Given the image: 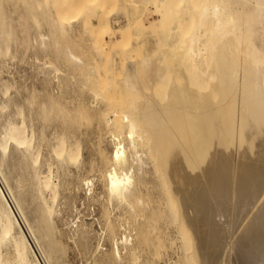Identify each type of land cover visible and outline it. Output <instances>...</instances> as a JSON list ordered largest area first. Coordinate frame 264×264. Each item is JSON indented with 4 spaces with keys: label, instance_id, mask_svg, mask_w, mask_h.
I'll return each instance as SVG.
<instances>
[{
    "label": "bare ground",
    "instance_id": "bare-ground-1",
    "mask_svg": "<svg viewBox=\"0 0 264 264\" xmlns=\"http://www.w3.org/2000/svg\"><path fill=\"white\" fill-rule=\"evenodd\" d=\"M21 7L26 15L15 18ZM22 19L35 27L39 50H53L72 76L93 83V100L69 109L24 82L28 94L19 95L14 76L2 77ZM83 32L97 36L93 45L112 61L133 47L143 51L120 61L124 70L113 81V73L99 78L116 82L111 91L121 99L114 96L120 101L110 111L98 108L105 89L95 85V60L90 69L68 41L60 49L68 35ZM44 58L35 60L36 75L59 80L58 61ZM61 114L68 125L60 131L54 123L50 137L47 125ZM93 117L97 142L90 140L86 157L78 123ZM0 119V264H53L65 239L87 248L97 229L119 237L111 206L133 225L134 236L123 224L119 237L132 245L131 264H156L162 248L176 254L173 264H264V0H0ZM94 179L105 196L94 220L100 228L76 218L59 226L63 208H76L67 191L85 187L91 195ZM96 239L90 255L124 262L118 247L100 251Z\"/></svg>",
    "mask_w": 264,
    "mask_h": 264
},
{
    "label": "rangeland",
    "instance_id": "rangeland-1",
    "mask_svg": "<svg viewBox=\"0 0 264 264\" xmlns=\"http://www.w3.org/2000/svg\"><path fill=\"white\" fill-rule=\"evenodd\" d=\"M23 7H21V9H20V12H19V14L18 15H16L15 16V18H21V16H24V15H26L25 13H24V10L22 9ZM23 12V13H22ZM120 11H117L116 13H119ZM26 20H21V21H17V22H15L14 23V26H15V41H14V44H15V46H13V52H15V57H14V59L12 60V59H10L8 62H7V64L5 65L6 67L8 66H10V68H4L3 69V71L6 69V71H4V73L6 74H4L3 73V78L4 79H10L9 78V76H14V78H15V80H16V82L18 83H16V87H17V90H18V93L17 94H19V95H21V93L23 94V96L24 95H26L27 96V94H28V91H30V90H36L37 91V93H38V95L39 96H41L42 98H44V99H48L49 97V95L51 94V92H52V94L51 95H54L55 97H57V99H58V101L61 103V104H63L64 106L65 105H70L71 103V105L70 106H68L67 105V107L69 108V109H73V107H75V105H79V104H84V102L85 103H88L89 101H90V99L91 100H93L92 98H93V93L91 92L92 90H90L91 89V84H93V83H90V81H87V83H86V80L85 79H83V77L81 78V76L79 77V76H77L76 74L74 75V76H76V77H78L77 79H75L76 77H74V76H72L73 74H72V72H70L69 70H68V68H66V64H65V62H64V60L63 59H61V58H57V56L55 57V52L53 51V50H51V51H53V52H51V51H48V50H46V51H41V50H39V47H36L35 45H34V43H33V37L35 36V34H36V29H35V27H33L32 26V24L30 23V20H27L26 22H25ZM23 23H25V26H21V24H23ZM49 28L46 26V25H44L43 26V31H46V32H48V33H50V29L48 30ZM26 34H27V38H25L26 37ZM73 35H76V34H73ZM73 35H68L67 36V38H66V36H65V38H66V40L65 41H60V40H62V39H65L64 38V36L62 37V35H61V38L59 39V41L61 42V46H60V49H62L65 45H66V42L68 41L69 43H67V44H70V45H73V47H74V49L76 50V52L78 53V54H81V56H83V58L84 59H86L85 61H86V63H88V66L90 65V66H92V67H90V69H92L93 68V66L95 65V64H97V65H95L94 67H95V69L96 70H98V79L101 77V78H105V76H107L108 74L107 73H109V74H112V77H111V79L108 77V76H110V75H108L107 77L110 79V81L112 80H114V76H116L115 78H117V77H119V75L122 73V71L124 70V65H125V62H123V63H121L123 60L124 61H128V60H132V59H136V57L137 58H140V57H138V55L140 56V55H142L143 54V51L142 50H140V49H138V48H131V50H128V52H126V53H123L122 55H116V57H115V61H112V60H110L111 59V57L112 56H110L108 53L107 54H105V55H109V58H103V57H106L105 55H103L105 52H100L99 50H97L96 48H95V44L93 45V40H94V38H96L97 36H95L94 34H91V33H89V32H83V35L82 34H77L76 36H73ZM94 35V36H93ZM60 37V36H59ZM104 37V36H103ZM21 38H23V44L25 45V44H27L26 46H24V45H22V43H20V40H21ZM26 39V41H27V39H28V42H25L24 40ZM58 41V42H59ZM71 41V42H70ZM64 42H65V45H64ZM75 42V43H74ZM13 44V45H14ZM19 44H20V46L21 47H18L19 46ZM63 44V45H62ZM28 46V47H27ZM33 46H34V50H32V48H33ZM63 46V47H62ZM18 47V48H17ZM72 47V46H71ZM22 48V49H21ZM25 48H26V50H25ZM38 48V49H37ZM19 49V50H18ZM133 49H134V51H133ZM33 51V52H32ZM38 51V52H37ZM41 51V52H40ZM133 51V52H132ZM142 53H141V52ZM24 52H26V54H24ZM43 52V53H42ZM44 52H46L45 54H44ZM50 52V53H49ZM130 52H131V54H130ZM21 53H23L24 55H22ZM54 53V54H53ZM101 53V54H100ZM110 53V52H109ZM21 54V55H20ZM111 54V53H110ZM130 54V55H129ZM136 54V55H135ZM17 55V56H16ZM54 57L52 60L53 61H55V62H57V64L63 69V75H65V74H67V75H65L64 76V78H66V79H64L63 78V75H61L62 77H59V80H56L55 78H48V79H46V78H44L43 79V76H39V75H36V74H38L37 73V65H36V58L39 56V58H41V59H43V57H45L44 59H51L52 57ZM127 55L129 56V57H127ZM35 56V57H34ZM93 56V57H92ZM21 57H23V58H21ZM32 57V58H31ZM92 57V58H91ZM22 59L23 60V62L21 61V60H19V59ZM26 58H28V59H26ZM30 58V59H29ZM57 58V60H55ZM94 58V59H93ZM16 59V60H15ZM60 59L62 60V61H60ZM103 59V60H102ZM107 59V61H108V59H109V61L107 62L106 61V67H107V69H106V67L105 66H103L104 64H101V63H105V60ZM25 60H26V62H25ZM28 60V61H27ZM94 60H95V62H94ZM11 61V62H10ZM14 61H16L15 63H14ZM31 61V62H30ZM59 61H60V63H59ZM121 61V62H120ZM13 62V63H12ZM18 62H20V64L18 63ZM30 62V63H29ZM8 63H9V65H8ZM95 63V64H94ZM119 63H121L122 65H121V67H120V64ZM62 64H64V65H62ZM110 64H113V66H111L112 68H110L109 66H110ZM124 64V65H123ZM36 65V66H35ZM98 66V67H97ZM32 67V68H31ZM89 67H88V69H89ZM97 67V68H96ZM110 69H109V68ZM118 67V68H117ZM36 68V69H35ZM103 68L105 69V70H103ZM23 71H22V70ZM30 69V70H29ZM113 70V72H112V70ZM21 70V71H20ZM118 70V72H119V74H117L118 72H116ZM8 71V72H7ZM35 71V73H33ZM105 71H106V73H105ZM111 71V72H110ZM18 72H20V73H18ZM30 72V73H29ZM92 72V70L91 71H88V73H91ZM7 73H8V75L9 76H7ZM12 74V75H11ZM19 74H21V76L22 77H19L20 75ZM27 74V75H26ZM69 74V75H68ZM116 74V75H115ZM114 75V76H113ZM24 76V77H23ZM27 76V77H26ZM36 76H38V77H36ZM71 76V77H70ZM19 77V78H18ZM26 77V78H25ZM42 77V78H41ZM69 77H70V79H69ZM72 77H74V78H72ZM22 78V79H21ZM23 78H25V80L23 79ZM32 78V79H31ZM37 78H39V79H37ZM61 78H63V80L61 79ZM81 78V79H80ZM100 78V79H101ZM108 78H106V80L104 81L103 79L100 81V79H99V82L97 83V84H95L96 85V87H98L99 85H101V86H99L100 88H103V89H105L103 92H102V95H103V101L101 100V102H99L98 103V108H100V109H104V106H106V108H105V110H107V108L108 109H110L109 107L110 106H114L115 104H117V103H119V99L118 98H116L115 100H113V98H114V96L115 95H118L117 93H115V95L113 94L114 92H116V87H115V91L114 92H112L111 90H112V88H113V85L115 86L116 85V82L114 81V83L115 84H112L113 82H110V84L108 83V81L109 80H107ZM18 79H20V80H18ZM28 79V80H27ZM45 79L48 81V82H46L45 81ZM73 79V80H72ZM36 80V81H35ZM42 80H44L43 81V83H41V82H39V81H42ZM54 80V81H53ZM72 80V81H71ZM79 82H78V81ZM81 80H85L84 82H85V84H81V82L82 83H84L83 81H81ZM115 80H117V79H115ZM54 82V84H53V82ZM60 83H59V82ZM62 81H63V83H62ZM70 81V83H68ZM74 81H75V85H74ZM77 81V82H76ZM107 81V82H106ZM20 82V83H19ZM24 82V87L25 86H27L26 87V90H28L27 92H26V90H25V88H22L23 87V83ZM50 82V83H49ZM57 82H58V84H57ZM100 82H102L101 84H100ZM105 82H106V84H105ZM65 83V84H64ZM72 83V84H71ZM22 84V85H21ZM29 84H30V86L32 87V89H30L31 87L29 86ZM32 84V85H31ZM43 84H45V86L43 85ZM60 84V85H59ZM62 84V85H61ZM80 84V85H79ZM109 84V85H108ZM19 85H21V86H19ZM48 85H50V87L48 86ZM53 85V86H52ZM58 85V86H57ZM69 85H71V86H69ZM84 85V86H83ZM106 85V86H105ZM29 86V87H28ZM47 86V87H46ZM60 86V87H59ZM94 86V85H93ZM21 87V88H20ZM49 87V88H48ZM20 88V89H19ZM28 88V89H27ZM46 90H48V91H50V93L48 92V91H46ZM48 88V89H47ZM57 88V89H56ZM62 88V89H61ZM45 90V91H43V92H41L42 90ZM60 89V90H59ZM114 89V88H113ZM25 90V94H24V91ZM41 90V91H40ZM58 92H56V91ZM60 91V94H59V91ZM106 90H108L107 92H109V93H106ZM55 91V92H54ZM21 92V93H20ZM40 92V93H39ZM118 92V91H117ZM106 93V94H105ZM13 94H15V93H13ZM17 94H15V95H17ZM109 94H111V95H109ZM45 95H47V96H45ZM60 95V96H59ZM92 95V96H91ZM109 95V96H108ZM120 95V94H119ZM119 95H118V97H119ZM64 97V98H63ZM109 97V98H108ZM117 97V96H116ZM61 98V99H60ZM68 99V102H70V103H68V102H66V101H64V99L65 100H67ZM71 98H74L75 99V101H79L78 103L77 102H75L74 100H72ZM120 98V97H119ZM60 99V100H59ZM109 99V100H108ZM112 99V100H111ZM121 99V98H120ZM62 100V101H61ZM119 100V101H118ZM118 101V102H117ZM75 102V103H74ZM110 102H112V103H110ZM113 102H115V104L113 103ZM65 103V104H64ZM77 103V104H76ZM102 103V104H101ZM74 104V105H73ZM71 107V108H70ZM104 110V111H105ZM107 111H110V110H107ZM61 117H58V120H56V121H52V123H49L47 126V128H49L48 129V131L50 132H47V129H46V133L49 135V134H52L51 133V131H52V127L54 126V123H56V124H58V126H60L59 127V130L60 131H64L65 130V128H66V126L68 125V119H65V118H63L62 119V114L60 115ZM67 118V117H66ZM60 119H61V121H60ZM85 121H84V120ZM63 120V121H62ZM60 121V122H59ZM81 121L82 122H84V123H81ZM0 122H2V120L0 119ZM64 122V123H63ZM80 123H78L79 124V131H78V134H80V133H82V134H80V138H82L85 134V136L83 137L84 139H81V140H83V141H81V144H84V145H82V148H83V154H84V156H86L87 157V155H88V153H90V150H91V148H92V146L91 145H93V143H95V142H97L96 141V139H97V136L95 137V134H94V131H95V126H96V123H97V120H96V118L95 117H93L91 120L89 119V122H88V120L87 119H85V118H82L80 121H79ZM88 123V124H86V125H82V124H85V123ZM60 123V124H59ZM90 123V124H89ZM92 123H94V126L92 125L91 126V124ZM55 124V125H56ZM53 125V126H52ZM49 126H51V128L49 127ZM57 126V125H56ZM82 126H85V127H83L84 129H81L82 128ZM89 126H91V127H93V128H91L90 129V127ZM95 127V128H94ZM51 129V130H50ZM89 130V131H82V130ZM94 129V130H93ZM84 132H86V133H84ZM93 132V133H92ZM84 133V134H83ZM87 133H88V135H87ZM46 134V135H47ZM77 134V135H78ZM89 134L91 135L90 136V138L89 137H87L86 138V136H89ZM50 136V135H49ZM49 136H47L48 138H50ZM93 137V138H92ZM95 138V139H94ZM90 140H92V141H95V142H92V141H90ZM90 142H92V144L90 145ZM85 143H86V145H85ZM46 145L47 144V142H43V145ZM45 145H44V147H43V149L45 150V148H47V147H45ZM42 149V150H43ZM109 149H111V147L109 148ZM46 152H47V149L45 150ZM45 151H43V153L45 154L46 152ZM152 174H151V172L149 173V175H148V179L149 180H153L154 178H153V176H151ZM88 177V175H84L83 174V177ZM75 180H76V182H75ZM77 180H78V182L80 183V180L79 179H75L74 178V185H80L78 182H77ZM99 182H98V180L96 179H94L93 180V184H92V191L93 192H91V195H88L87 193V195L85 194V192H87L86 191V188L84 187V190L82 189V190H79V191H76V190H74L73 189V187L71 188V193H70V191H67V194H69L71 197L72 196H75V202H74V206H76V208L74 209V207H72V204L71 203H68L67 205H66V207H64L63 208V214H62V218H64V219H62L61 221H59L58 223H59V226H62L63 225V222L66 220V221H72L74 218H76V220L75 221H78V223H81V222H89V224L90 223H93L94 222V224H93V226H94V229H95V231H96V229H97V227L98 228H100L99 227V225H97L98 224V222L97 221H94L95 219H97L98 217L100 218L101 217V215H102V213H103V206H102V202H101V200H103L104 199V195H103V189H102V186L100 185V183L98 184ZM101 190H102V192H101ZM74 192V193H73ZM83 192V193H82ZM95 192V193H94ZM97 192V193H96ZM99 193H101V194H99ZM98 195H100V196H98ZM92 196V197H91ZM93 196H95L96 197V199H95V197H93ZM70 197V198H71ZM77 197V198H76ZM88 197V198H87ZM102 198V199H101ZM94 199H95V201H94ZM99 199H101L100 201H98ZM70 204V205H69ZM105 204H107V202H105ZM69 206V207H68ZM108 206V205H107ZM71 207H72V209H71ZM122 208H118V207H116V206H111V210H112V216H113V218H114V220H116L115 222H116V226H117V228H119V229H117L116 227V229H115V236H119V237H121L122 236V234L126 231L125 230V227H123V224H124V222L123 221H125L124 219L126 218V216H127V214L124 212V213H122V211H123V209L121 210ZM121 210V212H119V211ZM93 211V212H92ZM66 212V213H65ZM117 213H119V214H117ZM29 214H30V216L32 217V215H31V213H30V211H29ZM70 214V215H69ZM95 214V215H94ZM120 214H121V216H120ZM122 214H124V215H122ZM92 215V216H91ZM71 216V217H70ZM124 218H123V217ZM70 217V218H69ZM73 217V218H72ZM123 218V220L122 221H120L121 219L120 218ZM79 218V219H78ZM93 218V219H92ZM118 218V219H117ZM90 220V221H89ZM92 221V222H91ZM118 221V222H117ZM120 221V222H119ZM129 223V221H127V223H125L124 225H126L127 226V228L126 229H128L127 230V232H129V233H131L133 236H134V233H132V232H134L132 229H133V225H129L128 224ZM120 225V226H119ZM129 225V226H128ZM96 227V228H95ZM102 227V226H101ZM129 227V228H128ZM124 230H123V229ZM131 228V229H130ZM103 229V228H102ZM97 231H98V233L100 234V241H101V245H102V249H100V251L101 250H103V251H108V250H111V249H114L115 250V248L116 247H118V250L120 251V254H121V257H122V260L124 261V262H122V264H131V262L129 263V253H130V251L129 252H127V250H130L131 249V247H132V245L130 246L129 244L127 245L128 247L126 248L125 246L126 245H121L122 243H121V241H119V237H114L113 235H111L110 233V235L114 238H112L111 236H109V234H107L108 232H105V230H103V232H102V230L101 229H97ZM100 231V232H99ZM101 232H102V237H101ZM173 232V231H172ZM96 233V238L99 236V234L97 233V232H95ZM105 233V234H104ZM117 233H118V235H117ZM173 234V233H172ZM174 235V234H173ZM172 235V236H173ZM93 236V235H92ZM108 236V237H107ZM172 236H170V238L172 237ZM95 237L89 242V247H85V248H83L84 246H80V244L78 245V244H75V243H73V242H71V241H66V239H65V242H66V244H63V246L61 247V251L59 252V254L57 253L56 254V256H55V258H54V261H53V264H104V263H102L101 262V260H100V254L102 255V252L101 253H99V252H97L96 254H95V257H94V255L92 256V254L90 255V253L92 252V247H94L95 246V244L97 243V239H96ZM110 238H112V239H110ZM169 238V239H170ZM110 240H111V242H110ZM133 240H134V237H133ZM118 241H119V244H118ZM106 242V243H105ZM111 243H112V245H111ZM176 243H178V244H176ZM179 240H176L175 241V243H174V247L173 248H175V249H177L178 248V246H179ZM69 244V245H68ZM116 244V245H115ZM78 245V246H77ZM65 246V247H64ZM112 248H111V247ZM115 246V247H114ZM81 247H82V249H81ZM120 247V248H119ZM130 247V248H129ZM59 248V247H58ZM69 248V249H68ZM78 248H79V250H78ZM108 248H111V249H108ZM85 249V250H84ZM88 249V250H87ZM105 249V250H104ZM122 249V250H121ZM125 249V250H124ZM127 249V250H126ZM168 249H170V248H162V252H164L166 255L164 256V257H162L161 258V260L160 259H158L159 260V262L157 261V263L156 264H173L174 262L176 263V258L175 257H177L176 256V254L174 255V253L172 252V254L174 255V257H173V255H171V253H170V250L168 251ZM91 252H90V251ZM166 252H165V251ZM84 251V252H83ZM88 251H89V255H88ZM122 251V252H121ZM66 252V253H65ZM87 252V253H86ZM124 252V253H123ZM127 252V253H126ZM99 253V255H97ZM147 255H148V253H146ZM145 253L142 255L141 254V259H140V261H141V263H142V260H143V258L145 259V257L147 256ZM67 255V256H66ZM65 256V257H64ZM90 256V257H89ZM99 256V257H98ZM127 256V257H126ZM145 256V257H144ZM172 258V260H170ZM93 259V260H92ZM125 259H127L126 261H125ZM175 260V261H174ZM94 261V262H93ZM168 261H170V263H165V262H168ZM172 261H173V263H172ZM93 262V263H92ZM128 262V263H127ZM110 264H112V263H110ZM115 264V263H114ZM116 264H117V262H116Z\"/></svg>",
    "mask_w": 264,
    "mask_h": 264
}]
</instances>
